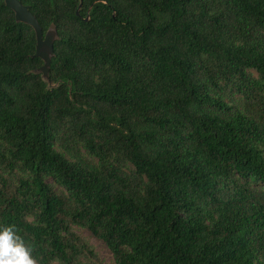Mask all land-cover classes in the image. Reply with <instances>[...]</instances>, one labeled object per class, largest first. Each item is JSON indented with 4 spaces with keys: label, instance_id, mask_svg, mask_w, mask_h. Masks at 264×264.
Segmentation results:
<instances>
[{
    "label": "trees",
    "instance_id": "trees-1",
    "mask_svg": "<svg viewBox=\"0 0 264 264\" xmlns=\"http://www.w3.org/2000/svg\"><path fill=\"white\" fill-rule=\"evenodd\" d=\"M0 0V228L40 264H264V0ZM81 2L79 13L76 11Z\"/></svg>",
    "mask_w": 264,
    "mask_h": 264
},
{
    "label": "water",
    "instance_id": "water-1",
    "mask_svg": "<svg viewBox=\"0 0 264 264\" xmlns=\"http://www.w3.org/2000/svg\"><path fill=\"white\" fill-rule=\"evenodd\" d=\"M5 4L14 12L17 22H21L29 25L35 33L36 48L35 57L42 60L43 64L34 73L41 74L44 81L48 82L49 86H52L49 80V67L51 58L53 56L54 42L58 40V35L55 26H50L49 29L43 34L36 18L29 11V7L21 4L18 0H4ZM81 1V0H80ZM81 2L76 13H79Z\"/></svg>",
    "mask_w": 264,
    "mask_h": 264
},
{
    "label": "clouds",
    "instance_id": "clouds-1",
    "mask_svg": "<svg viewBox=\"0 0 264 264\" xmlns=\"http://www.w3.org/2000/svg\"><path fill=\"white\" fill-rule=\"evenodd\" d=\"M15 225L0 228V264H40Z\"/></svg>",
    "mask_w": 264,
    "mask_h": 264
},
{
    "label": "rangeland",
    "instance_id": "rangeland-1",
    "mask_svg": "<svg viewBox=\"0 0 264 264\" xmlns=\"http://www.w3.org/2000/svg\"><path fill=\"white\" fill-rule=\"evenodd\" d=\"M75 231L90 241V243L94 246L100 259L102 260L103 264H115L110 251L102 241L96 239L84 229L75 228Z\"/></svg>",
    "mask_w": 264,
    "mask_h": 264
}]
</instances>
